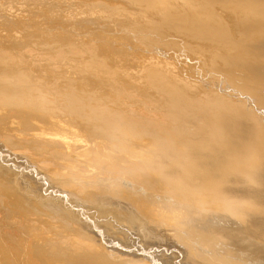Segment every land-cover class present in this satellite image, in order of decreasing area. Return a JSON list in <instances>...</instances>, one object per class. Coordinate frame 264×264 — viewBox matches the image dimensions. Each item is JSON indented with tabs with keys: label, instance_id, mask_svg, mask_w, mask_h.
<instances>
[{
	"label": "bare ground",
	"instance_id": "1",
	"mask_svg": "<svg viewBox=\"0 0 264 264\" xmlns=\"http://www.w3.org/2000/svg\"><path fill=\"white\" fill-rule=\"evenodd\" d=\"M0 227L42 255L0 264H264V0H0Z\"/></svg>",
	"mask_w": 264,
	"mask_h": 264
},
{
	"label": "rangeland",
	"instance_id": "2",
	"mask_svg": "<svg viewBox=\"0 0 264 264\" xmlns=\"http://www.w3.org/2000/svg\"><path fill=\"white\" fill-rule=\"evenodd\" d=\"M158 48H160V49H162L161 47H158ZM167 51H169L170 49H166ZM176 52V51H175ZM171 53V51L170 52H168V54L169 55H171L170 54ZM180 57H182V56H180ZM184 57V56H183ZM179 58V57H178ZM171 59H173L172 61L173 62H175L177 65H178V67L177 66H175V67H177V69H178V71L179 72H177L178 74H180V75H182L183 77H184V75L186 76V75H188V76H186L187 78H188V80H190L191 82H193V83H195L194 84V86L195 87H197V85L200 87V86H202L203 84H204V82H203V78H202V75L204 74H201L202 72H201V67H191V66H195V65H191L190 63H187V62H181L180 60L178 61V59H177V57H176V59H175V56H174V58L173 57H171ZM174 59H175V61H174ZM186 61H188V60H186ZM191 62V61H190ZM175 63H173L174 65H176ZM179 63H181V65L179 64ZM183 63V64H182ZM186 64V65H185ZM179 65H180V67H179ZM183 65H185V66H188V70L186 69V67L185 66H183ZM191 65V66H190ZM183 66V67H182ZM190 66V67H189ZM182 70H181V69ZM184 69V70H183ZM212 70H215V71H209V73H208V75L207 76H209L208 78H211V79H214V80H218V78H222L224 75H222L223 74V72L220 70V69H212ZM183 72L182 74L180 73V72ZM184 71H187L186 73L184 72ZM200 74V75H199ZM215 74V75H214ZM209 81V80H208ZM23 171H25V172H27L28 173V171L26 170V168H23L22 169ZM37 178V177H36ZM26 181V180H25ZM27 182V181H26ZM40 181H39V178H37L35 181H33V182H31L30 183V189L31 190H36V189H38V187H34V183L35 184H37V183H39ZM41 183V182H40ZM42 185V184H41ZM28 190H29V188H28ZM21 193L22 194H25L24 193V190H23V192L21 191ZM39 194L41 195V196H45V195H47V194H50V193H44V187H43V185H42V187L40 186V192H39ZM27 197H28V199H30V200H32V198H30V195L29 194H25ZM45 197H47V196H45ZM17 198H18V196L17 197H14L13 198V201H15V200H17ZM48 198V197H47ZM36 201H40L41 199L40 198H37V199H35ZM40 203V202H39ZM90 213V212H89ZM26 234H27V232H26V230H7V229H4V228H2V227H0V249L1 248H3L6 252H5V254L7 253V255H9V254H13V253H21V254H23V255H25V256H28V257H31L32 258V261H37V260H39V259H42V255H41V253L39 252V251H37L35 248H33V247H30V248H28L26 245H25V243H26V238H25V236H26ZM2 235L3 236H6V237H10V238H14V239H16V240H18V243L15 245V246H13V247H9V246H7V245H5V243H3L2 242ZM170 235L172 236V234H171V232H170ZM209 242V241H208ZM164 248L165 247H167V246H169V248H170V246L172 245V242L170 241V240H167L166 239V241L164 242ZM168 248V249H169ZM161 250V249H160ZM104 255L106 256V258L103 260V264H124V263H126V261H128V260H135V259H133L132 257H124V256H114V255H112V253H104ZM0 256H2V255H0ZM47 259H49V258H47ZM136 261V260H135ZM10 264H17V263H13V262H11ZM26 264H32L31 263V261L30 262H28V263H26ZM154 264V263H153Z\"/></svg>",
	"mask_w": 264,
	"mask_h": 264
}]
</instances>
